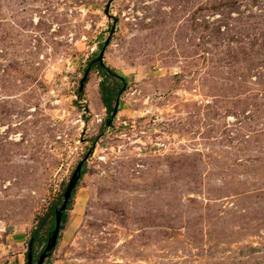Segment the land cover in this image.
Wrapping results in <instances>:
<instances>
[{
  "label": "rangeland",
  "instance_id": "rangeland-1",
  "mask_svg": "<svg viewBox=\"0 0 264 264\" xmlns=\"http://www.w3.org/2000/svg\"><path fill=\"white\" fill-rule=\"evenodd\" d=\"M81 161L44 264H264V0H0V264Z\"/></svg>",
  "mask_w": 264,
  "mask_h": 264
},
{
  "label": "trees",
  "instance_id": "trees-1",
  "mask_svg": "<svg viewBox=\"0 0 264 264\" xmlns=\"http://www.w3.org/2000/svg\"><path fill=\"white\" fill-rule=\"evenodd\" d=\"M92 69H96L99 76L101 77V80L98 83V94H99V100L107 113L105 121H104V124H105L110 118V115L113 111V107H114L116 100L119 99V96L121 95V92L123 91V88L125 86V81L122 76L117 75V73H115L112 69H109L105 66L100 67L99 64L96 62V60L90 61L85 71H88L89 73V71ZM86 79H87V76H86ZM85 83H86V80H85ZM83 174H84V163L82 164V167H81L79 179H81ZM76 185L71 192V195L67 202L65 211L62 213L61 220H60V226H59V232L64 229V226L66 225L68 221L67 212L70 210L72 206L73 195L75 192ZM61 203H62V199L60 198L57 199V201L52 203L47 208L43 216L38 217L36 228L31 232V235H30V240H32V246H31L32 264H36L37 257L42 252L49 236L51 235L54 229L55 210L61 205ZM58 238H59V235L57 236V240ZM36 245L41 246L42 248L40 252L35 255L34 249ZM26 264H27V253H26Z\"/></svg>",
  "mask_w": 264,
  "mask_h": 264
},
{
  "label": "water",
  "instance_id": "water-1",
  "mask_svg": "<svg viewBox=\"0 0 264 264\" xmlns=\"http://www.w3.org/2000/svg\"><path fill=\"white\" fill-rule=\"evenodd\" d=\"M108 41L109 39L106 40V42L104 43V46L103 48L101 49L97 59H96V62L99 64L100 67H103V53H104V49L105 47L108 45ZM87 73L88 71H86L80 81V84H79V95L82 94V89H83V86H84V83H85V80H86V76H87ZM117 109H118V100H116L115 104H114V107H113V111L110 115V118L109 120L107 121V125H109L113 118L115 117L116 113H117ZM84 163V161H81L75 171L73 172L68 184H67V187L64 191V194H63V197H62V203L61 205L55 210V217H54V229L51 233V235L49 236L42 252L40 253V255L37 257V261H36V264H43L47 258L52 254L54 248H55V245H56V241H57V236L59 234V226H60V220H61V216H62V213L65 211L66 209V205H67V202L70 198V195H71V192L73 190V188L75 187L77 181L79 180V177H80V172H81V167H82V164ZM31 246H32V240H30L29 244H28V249H27V264H32V257H31Z\"/></svg>",
  "mask_w": 264,
  "mask_h": 264
},
{
  "label": "built area",
  "instance_id": "built-area-1",
  "mask_svg": "<svg viewBox=\"0 0 264 264\" xmlns=\"http://www.w3.org/2000/svg\"><path fill=\"white\" fill-rule=\"evenodd\" d=\"M113 121V120H112Z\"/></svg>",
  "mask_w": 264,
  "mask_h": 264
}]
</instances>
